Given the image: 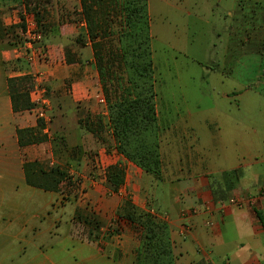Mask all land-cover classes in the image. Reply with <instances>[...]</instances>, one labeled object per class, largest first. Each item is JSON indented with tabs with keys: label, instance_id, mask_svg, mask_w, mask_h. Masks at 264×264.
<instances>
[{
	"label": "crops",
	"instance_id": "obj_1",
	"mask_svg": "<svg viewBox=\"0 0 264 264\" xmlns=\"http://www.w3.org/2000/svg\"><path fill=\"white\" fill-rule=\"evenodd\" d=\"M39 1L33 3L43 14L49 62L11 73L9 64L14 60V67L19 65L20 29L15 26L22 5L21 0H0V70L8 100L6 115L0 116V234L19 243L30 236L27 242L35 244L30 252L24 245L0 244V264H8L9 249L15 251L13 264H133L141 229L117 217L127 199L167 222L176 264H264V0L255 7L259 23L237 17L228 31L217 25L212 31V47L220 41L223 51L207 56L211 65L205 76L223 84L233 79L239 87L220 93L236 102L217 112L216 103L203 100L207 85L200 83L201 74L191 71L195 80L188 82L177 71L158 85L155 72L160 176L117 150L108 103L98 99L104 94L91 42L85 48L78 42L87 33L80 0ZM235 2L229 10L232 17L245 12L241 1ZM148 8L151 17V0ZM69 13L79 14L78 19L69 23ZM249 41L259 61V122L249 117V102L242 103V80L237 78L238 71L246 70ZM153 61L156 71L154 49ZM40 68L47 73L53 105L48 130L46 123L40 129L35 110L14 112L8 89L9 78ZM187 93L193 94L192 100ZM24 128L35 129L43 139L21 146L17 131ZM57 166L72 176V188L49 191L30 184ZM111 166L125 172L117 191L107 179ZM93 219L99 229L85 225ZM118 226L120 231L115 230Z\"/></svg>",
	"mask_w": 264,
	"mask_h": 264
},
{
	"label": "trees",
	"instance_id": "obj_2",
	"mask_svg": "<svg viewBox=\"0 0 264 264\" xmlns=\"http://www.w3.org/2000/svg\"><path fill=\"white\" fill-rule=\"evenodd\" d=\"M25 1L28 13L36 18L45 33L43 14L37 3H33V0ZM81 7V16L86 21L88 40L91 42L103 90L107 95L110 87L114 86L115 91L119 88L122 90L114 99L109 97L108 100L105 96L117 150L146 172L160 176L162 159L148 0H81ZM117 22L119 26L116 29ZM22 26L17 24L15 28L19 30ZM114 34L118 40L115 48L109 40ZM119 68L123 70L122 75ZM32 86L30 75L8 79L14 112L35 107L30 96ZM38 124L40 129L45 127L41 118ZM35 131L33 128L18 129L20 145L43 139L37 137ZM107 179L111 189L117 191L125 182L124 169L119 166L109 167ZM30 184L60 192L67 191L65 187H73L72 176L58 166L43 171ZM117 217L141 229L140 246L136 250L133 264H176L170 229L165 220L139 209L128 199L118 209ZM85 223L92 230L99 229L95 219L86 220ZM120 229L119 226L115 228L116 231ZM91 236L92 231L89 238Z\"/></svg>",
	"mask_w": 264,
	"mask_h": 264
},
{
	"label": "rangeland",
	"instance_id": "obj_3",
	"mask_svg": "<svg viewBox=\"0 0 264 264\" xmlns=\"http://www.w3.org/2000/svg\"><path fill=\"white\" fill-rule=\"evenodd\" d=\"M241 1V5H244L245 12L236 13L235 16H231L229 10L233 8L236 4L235 0H151L152 12H151V30H152V44L156 59V73L158 85L160 79L166 76L175 75L177 71H181V76L184 80L188 82H192L195 78L192 77L191 71H196L198 74H201L200 83L203 85H207L205 92H202L201 95L203 100H206L208 103H216L219 107L217 112L222 111L224 104L228 102H236L234 98L226 99L224 94L220 92L223 91L224 88H233V86L237 85L234 80H230L226 78L225 84L219 81V78L214 77L210 78L209 76H205L207 70L206 67L211 65V62L207 60V56L214 55L216 53L222 54L223 48L221 46L220 41H217L218 46L216 48L212 47V42L215 40L213 35V28L215 25L221 27L224 30L228 31L233 21L237 17H242L243 21L258 19L259 23V7L256 8V5H259V0H237ZM74 2V3H73ZM79 4V0H72V4ZM81 3V0H80ZM177 3V5H176ZM176 6L179 7L175 8ZM22 11V7L20 8V12ZM196 16H200L205 21L196 20ZM79 14L69 13L67 14V20L69 23L78 19ZM209 22L210 25L207 23ZM233 25L235 26L234 22ZM119 23L115 25L117 29ZM227 33V32H226ZM46 33H44L45 36ZM228 34V33H227ZM227 37V35L223 36V38ZM112 46L115 48L118 44L117 35H111L109 38ZM88 41L87 33H81L78 42L80 43L81 48H85V42ZM70 44L72 42H69ZM92 47V46H91ZM248 54L249 58L246 62V70L238 71L237 78L241 77L243 96L242 103L249 102V117L254 118L259 122V77L256 76L258 71L259 73V61L256 60V55H258L257 51L254 49L255 44L249 41L248 45ZM85 55H87L85 53ZM194 57L198 59L197 62L194 60ZM49 59V58H48ZM16 63L19 64L18 67L15 66V61L13 60L12 64H9V69H11V73L21 70L27 67V62L24 59L18 58ZM94 68L96 69V64L93 60ZM258 64V66H257ZM2 65V63H1ZM21 67V68H20ZM19 68V69H18ZM2 70V76H1ZM0 70V116L5 117L6 109L4 108L5 101L7 102V94L5 93V78L3 76L4 71L1 68ZM40 70H44V68H40ZM244 70V69H242ZM121 71V75L123 70L119 68ZM32 72H28L26 75L31 76ZM244 77H246L244 79ZM235 78V76H233ZM97 83V80H96ZM99 86L103 94L108 98L114 99L119 96L121 93V89L114 90V86L110 87L109 94L107 95L105 90H103V86L99 80ZM244 83L246 85H244ZM48 84V83H46ZM97 87V84H95ZM217 86L216 90L213 87ZM236 87H239L237 85ZM247 87V90L244 88ZM192 100V93H187ZM50 101V96L48 92L45 95ZM231 100V101H230ZM239 101V100H237ZM52 104V101H51ZM53 105L52 110L49 112L50 120L53 118ZM37 116V113H36ZM38 117V116H37ZM50 121V122H51ZM6 219V218H5ZM2 221L6 223L7 220ZM31 239L30 236L25 238L24 242L19 243L18 240L0 234V244H5L10 247H18L20 245H24L27 248V252L34 250L35 244L27 241ZM46 243V242H44ZM10 250L6 255H9L8 264H13L11 258L15 256V251Z\"/></svg>",
	"mask_w": 264,
	"mask_h": 264
},
{
	"label": "built area",
	"instance_id": "obj_4",
	"mask_svg": "<svg viewBox=\"0 0 264 264\" xmlns=\"http://www.w3.org/2000/svg\"><path fill=\"white\" fill-rule=\"evenodd\" d=\"M22 11L20 12L18 24H23L17 38L16 56L24 59L29 65L49 62V55L45 44V36L36 18L27 11L26 1L21 0ZM30 75V74H29ZM33 86L30 90L31 100L34 102L38 118L46 123L51 121L49 112L52 110L51 101L45 96L47 92V73L36 69L31 73ZM99 102L106 105L105 95H98Z\"/></svg>",
	"mask_w": 264,
	"mask_h": 264
}]
</instances>
